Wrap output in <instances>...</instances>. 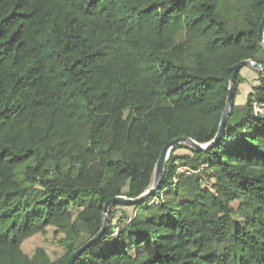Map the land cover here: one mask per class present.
<instances>
[{
  "label": "trees",
  "instance_id": "1",
  "mask_svg": "<svg viewBox=\"0 0 264 264\" xmlns=\"http://www.w3.org/2000/svg\"><path fill=\"white\" fill-rule=\"evenodd\" d=\"M263 18L264 0H0V264H67L109 201L151 188L166 145L211 143L233 67L264 65ZM257 75L238 105V74L221 140L177 147L158 190L112 207L73 264H264ZM50 233L63 255L27 262Z\"/></svg>",
  "mask_w": 264,
  "mask_h": 264
},
{
  "label": "water",
  "instance_id": "2",
  "mask_svg": "<svg viewBox=\"0 0 264 264\" xmlns=\"http://www.w3.org/2000/svg\"><path fill=\"white\" fill-rule=\"evenodd\" d=\"M259 42L264 47V18L259 28ZM245 67H252L256 71L264 73V65L258 64L253 60L243 61L240 64L233 67V75L230 81L227 102H226V106L223 112L219 132L216 138L209 144H200L190 138H179V139L172 141L170 144L166 145L164 149L162 150V153L157 161L155 171H154V181H153V185L151 186V188L137 199H129L127 197H117L109 201L104 207V225H103L102 231L93 240H91L86 246H84L79 251H77L71 257V259L69 260L67 264H73L82 251H84L87 247L91 246L92 244L100 240L101 236L106 232V230L109 227L110 211L112 207L117 206V205H135L147 199L149 196L155 193L156 190H158V188L161 186L162 181L165 177L167 163L169 161L170 155L177 147L186 146L194 151L205 152V151H209L214 145H216L221 140V138L225 135L226 125L230 117L232 108L234 106L237 76L241 72V70Z\"/></svg>",
  "mask_w": 264,
  "mask_h": 264
},
{
  "label": "rangeland",
  "instance_id": "3",
  "mask_svg": "<svg viewBox=\"0 0 264 264\" xmlns=\"http://www.w3.org/2000/svg\"><path fill=\"white\" fill-rule=\"evenodd\" d=\"M255 69L252 67H245L242 69L241 74L245 79V83L240 86V94L236 99V104L244 105L247 102V98L252 91L253 86L257 84L258 75ZM187 149H181L177 152L178 155L188 154ZM123 214L134 216L135 209L133 208H120L117 211V218L122 217ZM45 247L48 249L53 258H57L63 255V250L58 244V239L54 238L53 234L50 233L48 236H37L30 241L26 242L24 245V252L26 254V261L28 262L29 257L34 253L35 249L38 247Z\"/></svg>",
  "mask_w": 264,
  "mask_h": 264
},
{
  "label": "built area",
  "instance_id": "4",
  "mask_svg": "<svg viewBox=\"0 0 264 264\" xmlns=\"http://www.w3.org/2000/svg\"><path fill=\"white\" fill-rule=\"evenodd\" d=\"M131 220H132V218L129 219V221H131Z\"/></svg>",
  "mask_w": 264,
  "mask_h": 264
}]
</instances>
